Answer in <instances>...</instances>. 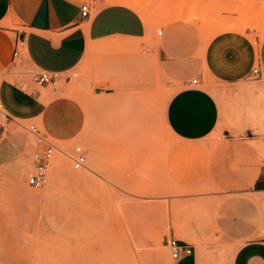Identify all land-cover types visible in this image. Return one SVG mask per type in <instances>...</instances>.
I'll return each instance as SVG.
<instances>
[{
    "label": "rangeland",
    "instance_id": "rangeland-1",
    "mask_svg": "<svg viewBox=\"0 0 264 264\" xmlns=\"http://www.w3.org/2000/svg\"><path fill=\"white\" fill-rule=\"evenodd\" d=\"M82 1H129L149 23L148 37L106 43L47 88L56 133L41 120L24 124L44 127L58 147L42 189L27 184L35 143L17 126L24 149L0 165V264H175L171 237L195 247L197 264H231L240 245L264 238V206L255 201L264 194L251 193L264 162V75L232 96L207 68L189 74L221 109L220 127L202 140L176 137L165 110L210 43L259 52L264 0ZM166 43H186V62H164ZM17 64L10 80L29 89V69ZM78 150L87 165L74 170Z\"/></svg>",
    "mask_w": 264,
    "mask_h": 264
},
{
    "label": "crops",
    "instance_id": "crops-1",
    "mask_svg": "<svg viewBox=\"0 0 264 264\" xmlns=\"http://www.w3.org/2000/svg\"><path fill=\"white\" fill-rule=\"evenodd\" d=\"M84 4L90 10L87 18L81 15ZM148 33L149 26L142 15L122 1L99 7L82 0H0V101L9 116L5 124L0 120V165L16 162L24 149L27 137L17 132V126L25 129V123L41 120L56 133L47 100L49 86L37 85L30 78V88L24 89L19 82L10 80L18 60L28 67V73L52 71L64 75L106 43H145ZM18 41L23 42L22 52L14 57ZM263 49L264 43L259 52L249 43L233 40L210 43L201 66L186 71L182 87L167 103L165 120L174 135L183 141H198L221 124L216 98L193 84L189 74H199L207 68L219 81L230 85V95H241L240 85L255 76L256 64L260 74L255 77L264 75ZM188 54L186 43H166L159 51L161 59L172 64L185 63ZM223 128L224 134L228 132L230 136L233 129L228 124ZM251 193L264 194V162L256 171ZM255 201L264 206L263 199ZM175 264H197V259L194 254ZM231 264H264V238L240 245Z\"/></svg>",
    "mask_w": 264,
    "mask_h": 264
},
{
    "label": "built area",
    "instance_id": "built-area-1",
    "mask_svg": "<svg viewBox=\"0 0 264 264\" xmlns=\"http://www.w3.org/2000/svg\"><path fill=\"white\" fill-rule=\"evenodd\" d=\"M81 15L84 18L89 17L90 10L88 5L84 4L81 8ZM158 36H163V31H158ZM23 48V42H16L14 57H18ZM31 80L37 85L41 86H56L63 78V74L60 72L52 71H38L29 72ZM259 67L253 70V75H259ZM193 84L197 85L198 80H193ZM0 117L5 121L9 116L5 112L3 103L0 101ZM25 130L33 137L35 143V151L33 152L31 159L33 163V171L27 179L28 186L35 189L44 188L49 180V172L52 163L55 158V154L58 150L54 138L48 134L44 127H41L38 123H31L24 126ZM75 156H70L72 161V168L74 170H80L87 165V157L84 153L77 151ZM168 248L170 250L171 257L174 261H179L183 258L193 256L195 254V247L186 241H181L176 237H171L167 241Z\"/></svg>",
    "mask_w": 264,
    "mask_h": 264
},
{
    "label": "bare ground",
    "instance_id": "bare-ground-1",
    "mask_svg": "<svg viewBox=\"0 0 264 264\" xmlns=\"http://www.w3.org/2000/svg\"><path fill=\"white\" fill-rule=\"evenodd\" d=\"M122 2H124V3H126V4H130V2L129 1H122ZM184 14L182 13V16H183ZM191 16H195V13H191ZM165 17V16H164ZM168 17V16H167ZM196 17V16H195ZM166 19V18H165ZM164 20V19H163ZM167 20V19H166ZM192 21H193V19H192ZM168 22V21H167ZM146 24H148V26H149V23L147 22ZM72 97V96H71ZM162 238H159V242H160V244H162ZM171 264V263H170Z\"/></svg>",
    "mask_w": 264,
    "mask_h": 264
}]
</instances>
